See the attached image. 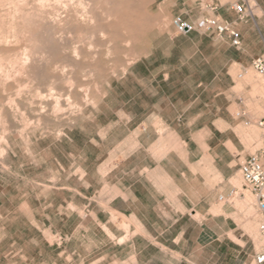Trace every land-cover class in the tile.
I'll return each mask as SVG.
<instances>
[{"label": "rangeland", "instance_id": "1", "mask_svg": "<svg viewBox=\"0 0 264 264\" xmlns=\"http://www.w3.org/2000/svg\"><path fill=\"white\" fill-rule=\"evenodd\" d=\"M250 3L254 14L256 7ZM147 6L151 19L153 15L169 19L168 30L160 32L157 24L146 31L136 30V33L134 30L136 34L131 33L133 41L120 42L117 51L109 55L104 54L106 43L100 41L98 30L91 29L95 34H87L85 43L80 40V34H69L71 46H82L85 51L81 56L79 49L81 55L71 64L72 89L79 94H86L87 90L95 92L85 96L86 99L88 96L96 98L95 104L86 102L79 110L76 107L66 109L57 115L55 122L49 123L53 126L39 127L29 140L12 135L8 147L0 142V264H131V259L125 257L128 250L117 249L107 231L121 234L128 229L129 222L124 215L108 208L106 202H99L109 191L101 190L94 165L108 142L96 146L91 139L98 140V128L116 117L103 110L97 113L94 107L101 100L109 80L124 73L119 70V64L130 56L131 63L150 57V68L168 71L177 80H184L185 96L169 101L172 105L178 102L179 106H190L186 113L215 110L217 117H226L225 107L229 106L231 127L216 131V138L225 143L233 155L234 161L224 167V184L235 188L237 194L218 201V194L223 193L218 189L216 204L225 207L226 217L231 218L232 252L226 261L222 255L215 260L216 264H255V253L264 244V238L257 229V210L254 217L243 207L247 193L252 196L256 209L253 195L244 187L239 167L249 155L264 152V128L258 124L264 119V76L256 73L250 64L245 69L235 65L229 76L226 73L228 59L240 57L239 50L228 47L226 42L208 32L194 30L179 34L174 31L171 21L175 14L193 21V0H151ZM191 33L197 36L201 33L205 38L200 41ZM136 36L138 41L134 42ZM248 45L254 49L261 43L249 42ZM98 61L101 74L94 70L87 75L86 70ZM212 70L216 72L215 80H212ZM190 79L200 80V86L192 84L190 87ZM97 86L101 89L99 93ZM112 106L115 107V103ZM72 110L74 113H70ZM15 115L21 122L23 114ZM65 118L70 120L66 122ZM253 129L259 131L260 139L254 136ZM83 170L88 175L85 176ZM217 213L222 212L218 210ZM250 224L256 232L249 230ZM188 251L183 248L177 253L156 251L152 261L153 264H207L205 257H198L193 251H189L192 256L180 255Z\"/></svg>", "mask_w": 264, "mask_h": 264}, {"label": "crops", "instance_id": "2", "mask_svg": "<svg viewBox=\"0 0 264 264\" xmlns=\"http://www.w3.org/2000/svg\"><path fill=\"white\" fill-rule=\"evenodd\" d=\"M232 1L193 0L191 13L194 19L214 15L239 32L238 47L231 45L226 34H208L239 50L240 57L228 59L229 76L235 65L245 69L264 54V0H250L255 13L245 20L238 19ZM191 35L200 41L205 38L201 33ZM249 42L261 45L253 49ZM215 49L216 45L212 52ZM151 60L133 61L110 81L106 94L94 107L97 113L116 114L98 128V140L91 138L96 146L108 142L94 165L101 190L109 191L99 202H106L129 222L121 234L107 231L117 249L128 250L125 257L131 264H153L156 251L177 253L180 248L205 257L207 264H216L221 255L226 261L232 252L231 218L226 217L225 207L216 204V195L221 190L217 198L222 201L237 191L224 184V167L234 159L227 145L217 140L216 131L231 127L229 106L225 107L226 117H217L212 109L190 115L185 112L190 106L172 105L170 98L185 96V82L168 71L150 68ZM211 74L215 80L216 72ZM189 81L190 87L200 86V80ZM83 174L88 175L85 170ZM218 179L221 182H216ZM189 251L180 255L192 256Z\"/></svg>", "mask_w": 264, "mask_h": 264}, {"label": "bare ground", "instance_id": "3", "mask_svg": "<svg viewBox=\"0 0 264 264\" xmlns=\"http://www.w3.org/2000/svg\"><path fill=\"white\" fill-rule=\"evenodd\" d=\"M150 1L0 0V142L8 147L12 135L29 140L39 127H46L66 109L76 107L79 110L86 102L94 103L96 98L88 96L86 99L85 96L95 92L87 90L86 94H79L72 89L71 64L79 55L84 56L85 51L82 46H71L69 34H80V40L85 43L87 34H95L90 30H98L100 41L104 40L105 42H101L106 43L104 54L109 55L112 51H117L120 42H130L134 30L146 31L153 24H157L160 32L168 30V18H154L156 15L152 19L149 17L146 9ZM104 19L107 20L103 22ZM135 40L138 41L137 36L134 42ZM67 49L70 51L66 52ZM130 54H126L127 57ZM116 59L112 61L117 62ZM129 59L120 62L119 70L126 71L131 65L132 59ZM97 64L99 65V61L90 65L86 70L88 74H85L89 75L94 70L101 74V67ZM113 72L115 71L112 70ZM97 90L99 93L101 89ZM105 92L106 89L103 95ZM16 113L23 114L21 122L16 119ZM70 113H74L73 110ZM68 120L70 119L65 118L64 121ZM252 131L258 138L259 131ZM242 204L247 214L255 217L252 196L246 193ZM248 228L256 232L252 224Z\"/></svg>", "mask_w": 264, "mask_h": 264}, {"label": "built area", "instance_id": "4", "mask_svg": "<svg viewBox=\"0 0 264 264\" xmlns=\"http://www.w3.org/2000/svg\"><path fill=\"white\" fill-rule=\"evenodd\" d=\"M231 8L236 13L239 20H245L252 14L250 0H233ZM213 9L214 7L211 6L210 10ZM171 23L174 31L179 34H186L194 30L214 33L218 36L226 34L232 46L238 47L240 45L239 32L214 15L200 17L193 21L181 15H175ZM251 66L256 73L264 76V54L255 57L252 60ZM258 124L264 128V119H261ZM239 171L244 187L249 190L254 197L255 207L259 216L257 229L259 234L264 238V160L262 154L257 153L249 155L240 163ZM254 263L264 264V244L260 250L255 253Z\"/></svg>", "mask_w": 264, "mask_h": 264}]
</instances>
